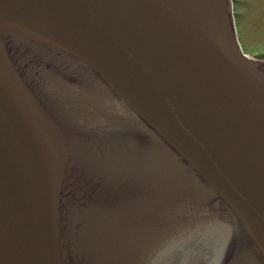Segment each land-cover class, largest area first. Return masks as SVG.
<instances>
[{
	"label": "water",
	"instance_id": "obj_1",
	"mask_svg": "<svg viewBox=\"0 0 264 264\" xmlns=\"http://www.w3.org/2000/svg\"><path fill=\"white\" fill-rule=\"evenodd\" d=\"M216 211L228 264H264V62L232 0H0V264H211Z\"/></svg>",
	"mask_w": 264,
	"mask_h": 264
},
{
	"label": "rangeland",
	"instance_id": "obj_2",
	"mask_svg": "<svg viewBox=\"0 0 264 264\" xmlns=\"http://www.w3.org/2000/svg\"><path fill=\"white\" fill-rule=\"evenodd\" d=\"M234 2L239 39L245 52L255 57L264 55V0Z\"/></svg>",
	"mask_w": 264,
	"mask_h": 264
}]
</instances>
